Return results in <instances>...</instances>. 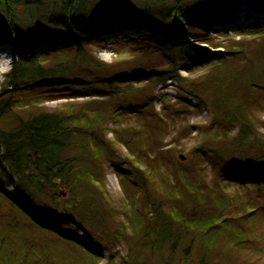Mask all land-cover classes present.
<instances>
[{
	"label": "trees",
	"instance_id": "trees-1",
	"mask_svg": "<svg viewBox=\"0 0 264 264\" xmlns=\"http://www.w3.org/2000/svg\"><path fill=\"white\" fill-rule=\"evenodd\" d=\"M225 1L232 0H0L4 39L21 46L27 35L45 33L52 43L14 63L0 97V182L23 200H0V264H101L69 235L39 224L31 207L60 216L66 230L122 244L125 255L106 264H216L264 255V179H225L232 167L241 174L264 168V123L255 101L264 68L251 72L258 61L252 50H264V27L215 43L195 21ZM95 27L108 35L92 36ZM57 31L65 44L57 43ZM236 37L252 38L253 49ZM107 40H117L118 60L111 63L97 53ZM191 41L221 50L218 60L202 63L211 67L201 78L179 73L200 67L193 57L204 53ZM144 57L163 63L139 61ZM166 78L182 99L193 97L213 115L185 162L166 143L179 111L165 100L158 111L154 103L157 83ZM11 118L15 125L3 127ZM107 164L126 171L119 174L125 198L119 212L110 203ZM119 214L122 222L110 228L107 218Z\"/></svg>",
	"mask_w": 264,
	"mask_h": 264
},
{
	"label": "rangeland",
	"instance_id": "rangeland-1",
	"mask_svg": "<svg viewBox=\"0 0 264 264\" xmlns=\"http://www.w3.org/2000/svg\"><path fill=\"white\" fill-rule=\"evenodd\" d=\"M108 1L109 0H100L99 5L106 3ZM224 4L226 3L225 2H223L222 4L212 3L211 6H209L208 9L205 11V17L204 18L197 17L195 21V25L197 27L202 28L203 26V28L206 30L207 33H209L211 37H214L217 39L215 40V43H219V41H223L222 39L224 37L223 35H234V32L238 30L237 26H239V24L233 25L235 29H233L232 31L225 30L224 33L223 32L219 33L218 30L221 27L211 28L210 26L204 24V19L206 18V16L212 13L214 11V8H219L220 6H224ZM222 17H224L223 14H220L219 15L220 21L222 20L221 21L222 23L220 26H226L225 20H223ZM253 23H254V27L255 26L264 27V23L252 22V24ZM107 35H108L107 31L103 30L101 27H95L92 29V36H95V37L98 36L101 38H105ZM55 36L57 39V43L60 45L65 44V42L67 41L66 36L62 34L61 32L57 31L55 33ZM1 39L5 41V43L9 45V47L12 48L13 50L15 49L18 50V54L14 57H6V54L1 53L6 62H4V70L0 71V97H1L3 88H5L8 84L6 76L12 70L14 63H17L18 60L26 57L27 54L36 56L38 54H43L44 52L52 48V43L50 39L47 37V34L45 33L43 34L32 33L30 35H27L26 43L21 46L16 45L15 40H13L12 38L4 39L0 33V40ZM236 40L240 41L237 43H241L242 48L244 47L247 49H253L249 45V42L253 41L252 38L236 37ZM116 41L117 40H107L105 45L97 49V53L100 59L108 63L118 60V55L115 52L114 50L115 46L113 45ZM190 43L197 50V52L204 53L202 55L193 57V60L196 63H198L200 67L196 68L194 72H189L190 74L187 72V69L190 70V67L188 68L183 67L180 69L179 73L185 77H191L195 79L201 78L203 77L202 72L206 71L207 69L211 67V66H207L206 68H204L202 66L203 65L202 63L204 61H208L211 58L218 60L220 57L219 52L221 50L218 49V50H215V52H213L214 49L208 46L200 45L193 41H191ZM225 44L227 45V42H225ZM125 52L126 54H128V51H125ZM251 53L257 54L256 58L258 61L255 62L253 68L251 69V72L255 73V72H258L257 70L264 68V50L263 52L259 53L257 52V49H255L254 51L252 50ZM124 61L125 62L128 61V58H125ZM139 61H144V62L149 61L151 65H159L163 63L159 59L151 58L150 60L149 58H145V57L144 59H139ZM129 62H131V60H129ZM0 69H1V66H0ZM253 69H256V71ZM133 79H137V78L134 77ZM137 83H143V82H137ZM258 87L260 90L256 91L257 97L255 98V101L257 104L256 119L258 121L261 120L262 123H264V83H263V86H258ZM179 90L180 88L178 84L170 78H166L165 81H160L159 83H157V86L154 91L156 95L154 103L158 111H161L164 100L166 101V103H168L169 105L168 108L173 109L175 111H179L176 113V116H174L175 118L173 120H170L171 123L169 122V129H168L169 135L166 139V143L168 145V149H171L175 153V156L178 159H181V156H183L188 160L190 150L194 148L195 146H198L199 140L203 138L202 136H204L205 127L212 125L213 115L209 107H207L206 105H204L201 108H198L197 100H195L193 97H190L187 95L188 96L187 98L182 99L180 95L178 94ZM63 102H66V100H61L58 102H50V103H47L46 107L50 109H54L58 105L62 104ZM173 110L170 111L172 114L175 113ZM11 121L16 122L14 119L11 118L7 120V122L3 124L2 126L5 128H8V125L9 127L14 126L15 124L12 123ZM109 127L112 129L113 128L112 124ZM237 131H238V127L235 126L233 132L237 133ZM260 134H261L260 137L264 139V129L260 130ZM111 137H112V134L109 135V138ZM126 153L127 152L125 151V149H122L121 151L122 156H125ZM125 172H126L125 169L122 168L121 166H119L118 168H115L111 166L110 164H107L105 166L106 185H107V189H108L109 196H110V203L115 209H117L118 212L122 208L125 207V198L123 196V190L121 188L122 187L121 179L119 177V174H123ZM241 172L243 171L239 170L236 167H232V169L229 172H227L228 175L226 173L225 179L232 180L235 178L239 179L241 177H244L245 172L242 174ZM247 173L248 175H250V177H253V178L260 177L261 179H264V168L258 172L254 170H250V172H247ZM6 189L12 190L13 195L11 198L16 200L15 190L12 188H9L7 184L2 183V182H0V200L2 199L3 195L7 196ZM233 193H237V191H233ZM19 202L23 204L22 203L23 200H19ZM0 209H4L3 203L0 204ZM28 211L30 215L33 214L39 219L48 218V220H51V222L54 225L58 226L59 228L58 232L60 233L62 232L61 234L63 235H69L71 239L73 238V236H77V237L84 238L86 240V243L94 242V244L97 247V252H94L88 249L84 243H80L72 239L77 244L83 246L87 250H90L94 254H97L102 260L101 264H106L111 259H120L125 255V252H126L125 248L123 247L122 244L118 242H114L113 241L114 238L113 239L111 238L110 242L108 243L109 245L106 242L103 244L99 242L96 239V237L92 235V233L89 231L79 232V231L66 230L63 226V224L65 223V220L61 218L60 216L47 217L39 209L33 208V207L29 208ZM106 222H107V225L110 226L111 228L112 225L115 224V222L121 223L122 218L119 214L118 217L116 218L108 217ZM252 225L256 227V223ZM259 229L261 231H264V219H263V222L260 223ZM107 237H109V235ZM62 246L64 247V245ZM108 247H110L111 249L109 250ZM64 249H66V247H64ZM177 261L178 259H175V262H173L172 264H179ZM243 261H245L246 264H264V255H259V256L242 255V257L236 260V262L229 261L228 259H219L217 260L216 264H240ZM151 263L153 264L154 260H151Z\"/></svg>",
	"mask_w": 264,
	"mask_h": 264
},
{
	"label": "bare ground",
	"instance_id": "bare-ground-1",
	"mask_svg": "<svg viewBox=\"0 0 264 264\" xmlns=\"http://www.w3.org/2000/svg\"><path fill=\"white\" fill-rule=\"evenodd\" d=\"M227 3H228L227 5L220 6L219 8L216 9L215 12L210 13L207 16V18L204 19V24L210 26L211 28H218L220 24L222 23L221 22L222 20L220 21V18H219L220 14H223L224 16L222 17L223 20L225 21L229 20L231 25L239 24L237 23L238 19L235 17V11L241 10L243 3H244L243 4L244 8H247L250 12L249 14L247 13L245 14V18L247 21L254 19L252 14L254 12H257L259 17L258 18L255 17L256 20L258 19V21L256 22L264 23V17H263L264 16V0H232V1H227ZM213 52H215V50ZM1 53L6 54V57H14L18 54V50L16 49L13 50L12 48L9 47V45L5 43V41H3L2 39L0 40V66H1L0 71L4 70V62H6ZM6 193L10 196H12L13 194L11 189H6ZM33 217L36 220H38L40 223L48 225L59 231L58 226L54 225L51 222V220H48L46 218L39 219L35 215H33ZM73 237L76 241L80 243H84L88 249L94 252H97V247L94 244V242L86 243V240L82 237H77V236H73Z\"/></svg>",
	"mask_w": 264,
	"mask_h": 264
},
{
	"label": "water",
	"instance_id": "water-1",
	"mask_svg": "<svg viewBox=\"0 0 264 264\" xmlns=\"http://www.w3.org/2000/svg\"><path fill=\"white\" fill-rule=\"evenodd\" d=\"M181 160H182V161H185V160H186V158H185V157H183V156H181Z\"/></svg>",
	"mask_w": 264,
	"mask_h": 264
}]
</instances>
